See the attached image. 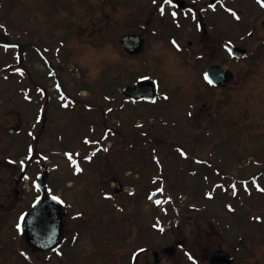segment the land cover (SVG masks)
<instances>
[{
	"label": "rangeland",
	"instance_id": "obj_1",
	"mask_svg": "<svg viewBox=\"0 0 264 264\" xmlns=\"http://www.w3.org/2000/svg\"><path fill=\"white\" fill-rule=\"evenodd\" d=\"M102 1L0 0V126L19 120L16 107L21 104L27 126L37 120L42 96L32 92L36 96L26 102L16 92L18 77L4 79L25 67L29 90L43 84L59 102L54 109L53 96L52 102L44 101L51 106L49 122L57 119L59 127L56 137L39 139V149L56 168L54 191L67 202V231L82 234L71 250H121L118 254L129 262L138 249L160 251L183 240L206 262L224 249L236 257L233 264H264V58L245 63L246 85L235 89H209L202 77L193 84L189 73L197 69L173 50L171 61L158 71L155 62L135 67V60L119 49L123 35L141 32L154 48L156 41L168 46L172 32L165 30L164 39H156L149 25L150 0ZM230 28L220 34L227 35ZM148 69L162 76L171 100L154 108L125 101L119 109L120 88ZM205 102H210L202 110L207 123L199 119L201 109L196 120L190 119L188 113ZM213 106L216 120L208 113ZM85 138L92 144H82ZM52 148L59 151L52 153ZM33 152L30 141L28 153ZM75 169L81 172L73 175ZM0 179L2 200L1 185L9 182L6 175ZM110 179L133 186L139 198L114 196L111 189L99 194L98 186H109ZM28 185L29 204L38 192ZM145 256L139 264L146 263Z\"/></svg>",
	"mask_w": 264,
	"mask_h": 264
},
{
	"label": "flooded vegetation",
	"instance_id": "obj_2",
	"mask_svg": "<svg viewBox=\"0 0 264 264\" xmlns=\"http://www.w3.org/2000/svg\"><path fill=\"white\" fill-rule=\"evenodd\" d=\"M237 1L239 0H150L149 25L156 35V39H164L163 35H166V32H172L167 37L168 46L156 41L154 48L151 47L150 42L141 32L135 33L142 35L146 39L144 48L139 53L130 55L124 50L122 42H120L119 46L125 51L127 57L135 60V67H144L145 64L155 62L158 70H160L159 67L163 62L165 64L166 60L171 61L169 58L171 50L179 55L182 54L184 63L192 69H197V71L195 70L196 73L194 70L189 73L193 84H198L199 81H196L198 78H204V70L208 66L223 64L233 72L234 79L230 85L221 89L242 87L245 84L244 75L247 72L245 63L249 59L257 61L259 58H264V0H240L244 1L242 5L241 3L237 4ZM102 5H105V1H103ZM215 16L217 17L216 21L214 19ZM155 21L160 22V26L164 30L160 28L159 24L155 25ZM227 25L228 28L231 27L230 29H233H229L230 33L228 31L227 35H221L220 32L225 33L222 29L227 27ZM242 28L244 29L243 32L240 30ZM0 29H2L1 26ZM191 33H195V40L190 38ZM227 43L241 47L245 50V55L242 57L236 55L228 47ZM162 49L165 50V55L159 52ZM204 62H207L208 65L203 70L202 64ZM15 76L19 80L16 92L19 93L22 99L28 102V99L36 96L38 92L42 96L43 103L39 106L40 109L35 111L38 115H35L37 120L30 121V124L34 123L33 126L28 127L29 121L27 119L26 121L23 120L26 117L27 110L26 106L22 104L19 108L16 107L18 109L17 112L20 114L19 120L10 126H0V175H6L9 182L6 187L1 185L3 199L0 200V264H50L52 262L54 264H139L140 256L144 254H146L144 258L145 264H157L160 261H173V264H193V260L187 258L189 255L186 254L193 255L195 253L198 257L200 254L192 249L173 248L168 251L163 248L160 251H151L149 248H142L138 249L135 254L129 255V262L124 260L125 255L123 253L118 254L121 250L117 252L114 249H99L94 250L93 253L89 250H82L83 248L81 247L77 250H71L82 234L67 231L68 220L65 208L66 217L63 233L61 242L57 247L42 251L28 244L24 232L28 212L32 208V202L28 204L26 189L28 178L38 179L45 168H48V185L52 190L55 187L54 168L46 167L43 153H28V141L29 138H32L39 143V139L44 134L49 135V137H56L59 120L56 119L53 122H49L51 106L48 103H44V101H49V99L51 101L48 90H44L42 84L39 83L35 91H32L33 89L29 90L27 82L29 74L25 67L24 72L12 73L5 80ZM145 77L157 79L159 89L163 87L162 76H158L156 72H151L149 69L147 73L134 80L131 84ZM32 80L34 79H30V81ZM124 87L125 85L120 88L119 99L121 103L128 101L136 107L143 105L144 107L154 108L155 105L170 101L169 98L159 93L154 99H131L129 96L124 95ZM144 88L145 90L139 88L137 94L149 92L148 84H145ZM218 89L220 88H213V90ZM12 92L14 93V90ZM32 92L36 94H32ZM53 105L54 109L59 106L58 101L54 97ZM8 108L7 112L10 113L11 109L10 107ZM205 108L202 106L198 114H201L199 119L207 123L202 111ZM217 111L218 109L208 112L212 115L211 119H218ZM0 117L2 118V115ZM3 118L6 119L7 116L4 114ZM196 118L197 114L194 116V120ZM17 139L19 140L17 141ZM0 182L2 183L3 180L0 179ZM104 188L106 187L99 185L97 192L100 194L103 190L105 191ZM12 193L14 197H12ZM40 195L42 193L38 196ZM11 231H14V233L11 234ZM7 237H9L8 240L4 239ZM70 239L71 243L66 247L67 241ZM111 246L113 247L114 245ZM149 251H151V258L147 256L150 254ZM177 254L180 256L178 257ZM208 259L210 260L211 256Z\"/></svg>",
	"mask_w": 264,
	"mask_h": 264
},
{
	"label": "water",
	"instance_id": "obj_3",
	"mask_svg": "<svg viewBox=\"0 0 264 264\" xmlns=\"http://www.w3.org/2000/svg\"><path fill=\"white\" fill-rule=\"evenodd\" d=\"M124 47L131 53H136L141 49L143 40L134 35H126L123 39ZM219 74V77L217 76ZM209 78L215 84L226 85L232 77L222 66L215 65L208 69ZM117 191L132 190L121 182H114ZM63 223V213L57 199H39L34 208L29 213L26 223V233L28 241L37 247L49 249L55 246L60 239L61 227ZM233 257H227L222 251L214 256V261L231 263Z\"/></svg>",
	"mask_w": 264,
	"mask_h": 264
}]
</instances>
